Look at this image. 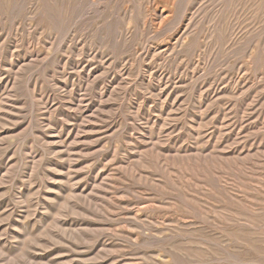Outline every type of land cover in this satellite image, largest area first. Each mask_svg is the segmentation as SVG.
I'll use <instances>...</instances> for the list:
<instances>
[{
	"label": "rangeland",
	"instance_id": "374dc122",
	"mask_svg": "<svg viewBox=\"0 0 264 264\" xmlns=\"http://www.w3.org/2000/svg\"><path fill=\"white\" fill-rule=\"evenodd\" d=\"M0 264H264V0H0Z\"/></svg>",
	"mask_w": 264,
	"mask_h": 264
}]
</instances>
